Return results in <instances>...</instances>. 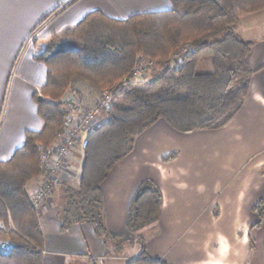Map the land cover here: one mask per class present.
<instances>
[{
  "label": "trees",
  "instance_id": "1",
  "mask_svg": "<svg viewBox=\"0 0 264 264\" xmlns=\"http://www.w3.org/2000/svg\"><path fill=\"white\" fill-rule=\"evenodd\" d=\"M169 1L168 10L126 19L88 12L64 30L69 48L57 49L56 35H50L45 45L32 41L33 58L47 69L45 84L34 96L44 126L40 131L26 130L24 143L10 158L0 160V223L12 242L8 251L0 252V264H42L43 235L27 184L42 175L38 145L46 150L62 131L66 111L60 100L76 80H86L99 91L120 84L105 119L81 142L77 187L67 191L57 212L60 230L85 222L108 241L124 238L106 228L101 184L132 151L135 136L158 119L179 132L216 129L241 107L253 74L248 65L253 42L240 38L233 26L242 16L263 10L264 0ZM185 46L188 52L181 62L173 63L172 55ZM142 57L172 64L150 79H133V68ZM123 77L126 80L121 81ZM176 156L170 152L162 160ZM161 206L159 187L151 180L142 182L126 219L140 252L125 264H166L153 260L145 248Z\"/></svg>",
  "mask_w": 264,
  "mask_h": 264
},
{
  "label": "crops",
  "instance_id": "2",
  "mask_svg": "<svg viewBox=\"0 0 264 264\" xmlns=\"http://www.w3.org/2000/svg\"><path fill=\"white\" fill-rule=\"evenodd\" d=\"M171 7L169 0H0V160L24 143L26 130L44 126L34 96L47 69L33 58L35 34L38 40L56 35L61 44L64 30L93 10L126 19ZM255 13L264 18V9L242 16L233 26L238 36L244 17ZM248 65L249 91L224 125L179 132L158 119L135 136L132 151L101 184L106 228L134 241L126 227L131 200L145 180L159 187L161 211L145 241L153 260L264 264V40L253 43ZM170 152L177 156L163 161ZM42 178L31 179L27 189L40 187ZM65 194L56 187L54 207H62ZM54 207L47 201L39 210L42 264H125L139 254L138 242L133 253H116L85 222L61 231Z\"/></svg>",
  "mask_w": 264,
  "mask_h": 264
},
{
  "label": "rangeland",
  "instance_id": "3",
  "mask_svg": "<svg viewBox=\"0 0 264 264\" xmlns=\"http://www.w3.org/2000/svg\"><path fill=\"white\" fill-rule=\"evenodd\" d=\"M259 15H260L259 13H255V14H252V16L244 17L243 26L241 28V30H243V33H241V31L238 32L239 36H241L242 39L247 38L249 41L253 43L264 40V18H261V15L260 16ZM255 17H257L256 21L254 22L249 21L250 19H253ZM37 37H38L37 34H35L32 37L31 42L34 39H37ZM48 41H49V38L40 39L38 40V44L45 45L48 43ZM69 47H70V43H61V44H58L57 49H65ZM173 63H176V62L173 61ZM171 64H172L171 62L151 63L148 59L142 57L140 61L137 62V64L134 67L143 68L140 78L150 79L157 72L162 70L167 65H171ZM133 79L135 78L133 77ZM121 81H124V77ZM118 84H120V81L118 83L113 84L112 86H115ZM112 86H109V87L111 88ZM109 87H105L102 91H99L98 88H96L93 84H91L90 82L86 80H83V79L76 80L73 86L65 92V94L62 96L60 100L63 108L66 111V114L64 115V118H63V124L67 119H70L72 115L74 116L75 114H77V111L75 110V108L86 110L94 106L96 102L99 100L100 96H102L103 91ZM68 102H70V105H68ZM107 109H108L107 106H104L102 110L96 115L95 120H94L95 125H97L99 122H102L105 119V113ZM85 135H86V132L80 133V139L79 141H77V147H75L73 150L70 151L69 155L65 157L63 161L64 163L63 166L59 168L58 171H55L54 175H52L53 177L52 187L53 188H52L51 193L50 194L48 193L49 199H47L46 202L49 201L53 207L55 203L52 202V199H53V194H54L56 187H59V190L65 191V193H67L69 189H73L77 187V175H78V169H79V165L81 161V158H80L81 142L84 139ZM56 139L49 148L54 147L55 145L54 143L56 142ZM40 176H37V177H40ZM41 177H43L42 179L44 183L45 177L44 176H41ZM37 189H39V187ZM61 196H62V199H61L62 202L65 201L66 194L65 196L63 195ZM60 207L61 206L56 205L54 208L56 209V211H58L60 210ZM40 209L35 210L38 215V219H39ZM0 236L6 239L8 238L10 240V237L8 236L7 232L4 231V227L2 226L1 223H0ZM120 237H123L124 239L120 238L117 240L108 241V243L111 245V248H113L116 253L120 254V252H122V253L131 254L134 252V250L137 249V241L126 240L127 236L125 234H121Z\"/></svg>",
  "mask_w": 264,
  "mask_h": 264
},
{
  "label": "built area",
  "instance_id": "4",
  "mask_svg": "<svg viewBox=\"0 0 264 264\" xmlns=\"http://www.w3.org/2000/svg\"><path fill=\"white\" fill-rule=\"evenodd\" d=\"M188 52V46H185L180 51L175 52L172 55V61L180 63L184 54ZM176 59V60H175ZM143 68L134 67L132 74L135 79H139L142 73ZM126 80V78H124ZM118 85L107 88L103 91L102 96L96 102L94 106L89 109H80L75 108L77 114L70 119H67L62 127V131L57 135L56 142L54 147L47 148L43 150L41 145H38L39 150H41L40 160L41 167L45 181L44 185L37 188H28L27 194L29 197L30 204L35 210L40 209L42 204L46 202L49 194L52 191V183L55 171H58L59 168L63 166V161L67 157L71 150L77 147V141L80 139L81 132H87L92 129L95 124L94 120L96 115L102 110L104 106H109L110 99L113 95V92L116 91ZM70 105V102H68ZM62 162V163H61ZM49 193V194H48ZM12 247V242L7 238L0 236V252H6Z\"/></svg>",
  "mask_w": 264,
  "mask_h": 264
},
{
  "label": "water",
  "instance_id": "5",
  "mask_svg": "<svg viewBox=\"0 0 264 264\" xmlns=\"http://www.w3.org/2000/svg\"><path fill=\"white\" fill-rule=\"evenodd\" d=\"M84 144H85V142H84Z\"/></svg>",
  "mask_w": 264,
  "mask_h": 264
}]
</instances>
